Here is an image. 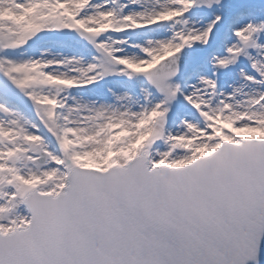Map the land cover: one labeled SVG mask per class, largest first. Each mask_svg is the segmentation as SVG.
<instances>
[{
  "label": "snow or ice",
  "instance_id": "6c2138e0",
  "mask_svg": "<svg viewBox=\"0 0 264 264\" xmlns=\"http://www.w3.org/2000/svg\"><path fill=\"white\" fill-rule=\"evenodd\" d=\"M0 264H264V0H0Z\"/></svg>",
  "mask_w": 264,
  "mask_h": 264
}]
</instances>
